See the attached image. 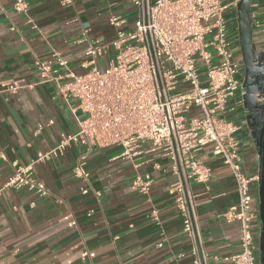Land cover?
Returning a JSON list of instances; mask_svg holds the SVG:
<instances>
[{"label":"crops","instance_id":"obj_1","mask_svg":"<svg viewBox=\"0 0 264 264\" xmlns=\"http://www.w3.org/2000/svg\"><path fill=\"white\" fill-rule=\"evenodd\" d=\"M248 1L252 43L255 52L262 51L264 0ZM26 2V13H20L14 0H0V264H194L196 245L204 264H229L223 258L239 251L241 229L238 220H228L223 213L238 198L228 168L209 146L198 155L211 167V177L206 184H192L196 245L182 230L173 192L178 178L159 149L145 144L141 153L127 158L117 145L86 150L70 142L63 153L48 155L62 135L77 131V123L58 87L67 80L42 81L35 60L58 51L71 70L83 73L85 43L77 42L81 31L88 29L90 39L114 37L109 18L118 15L131 23L132 0ZM223 2L230 4L224 16L242 67L238 0ZM244 78L242 71L245 89ZM250 102L251 111L243 101L237 106L242 122L237 136L243 167L252 174L257 172L258 155L257 130L250 117L257 104ZM82 154L87 179L73 171ZM12 162H33L30 174L48 193L40 196L26 187L5 186ZM137 175L149 176L146 193L133 186ZM252 195L257 213L255 182ZM258 228L255 215L257 260Z\"/></svg>","mask_w":264,"mask_h":264},{"label":"built area","instance_id":"obj_2","mask_svg":"<svg viewBox=\"0 0 264 264\" xmlns=\"http://www.w3.org/2000/svg\"><path fill=\"white\" fill-rule=\"evenodd\" d=\"M132 3L131 23L126 17L110 16L114 37L90 39L88 29L81 31L77 42L85 43L83 73L71 70L58 51L35 60L42 81L59 84L67 80L58 87L77 123V131L62 135L48 155L63 153L70 142L86 150L117 145L127 158L141 153L145 144L159 149L178 178L173 192L182 230L195 241L192 184H206L211 177V167L198 155L209 146L228 168L238 198L223 215L240 222V248L223 260L258 264L252 229L254 216H258L252 205V183L257 187L258 176L245 171L237 136L242 128L237 106L242 104L245 89L224 16L230 4L223 0ZM13 6L17 12L27 11L26 0H14ZM70 98L77 104L73 106ZM84 159L82 154L73 171L87 179ZM32 165L12 162L5 186L46 195L45 185L30 174ZM150 182L148 175H137L133 186L146 193ZM260 227L259 220L257 239ZM193 253L194 264H204L197 245Z\"/></svg>","mask_w":264,"mask_h":264},{"label":"water","instance_id":"obj_3","mask_svg":"<svg viewBox=\"0 0 264 264\" xmlns=\"http://www.w3.org/2000/svg\"><path fill=\"white\" fill-rule=\"evenodd\" d=\"M237 21H238V33L241 45V53L246 66L250 65L253 61H257L254 46L252 43V30L250 26L249 18V1L238 0L237 5ZM259 61L264 59V48ZM247 73H245L244 87L245 93L243 94V104L248 110H252V104L249 98V89L247 87ZM264 97V91L260 92ZM257 104L256 101H254ZM263 108V117L259 129L255 136L258 166H257V196H258V217L260 220V232L258 235V249L259 258L258 264H264V101L260 105Z\"/></svg>","mask_w":264,"mask_h":264},{"label":"flooded vegetation","instance_id":"obj_4","mask_svg":"<svg viewBox=\"0 0 264 264\" xmlns=\"http://www.w3.org/2000/svg\"><path fill=\"white\" fill-rule=\"evenodd\" d=\"M262 53L261 50L255 52L257 61H253L248 66L245 63L241 65L242 71L247 73L246 83L249 89V98L257 102V105H255L257 111L250 117V121L256 127V130L259 129L263 117V111L258 109L264 101V97L260 93L264 91V59L259 61Z\"/></svg>","mask_w":264,"mask_h":264},{"label":"rangeland","instance_id":"obj_5","mask_svg":"<svg viewBox=\"0 0 264 264\" xmlns=\"http://www.w3.org/2000/svg\"><path fill=\"white\" fill-rule=\"evenodd\" d=\"M133 13H135V8L133 10ZM132 19H134V16H132ZM99 68H100V64H99ZM85 71V70H84ZM83 71V72H84ZM72 101H74V103L72 104L73 106L77 104V100L76 99H73Z\"/></svg>","mask_w":264,"mask_h":264}]
</instances>
